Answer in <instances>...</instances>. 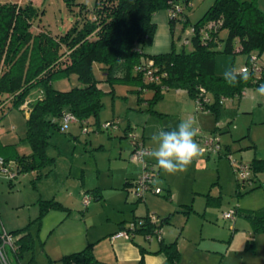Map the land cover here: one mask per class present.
Wrapping results in <instances>:
<instances>
[{
	"label": "trees",
	"instance_id": "1",
	"mask_svg": "<svg viewBox=\"0 0 264 264\" xmlns=\"http://www.w3.org/2000/svg\"><path fill=\"white\" fill-rule=\"evenodd\" d=\"M188 2L190 0H95L90 9L77 3L80 17L60 36L41 29L34 31L33 22L38 12L32 1L25 5L0 3V119L11 108L26 110L24 139L31 149L28 154H15L10 159L3 149H15L16 144L4 145L0 140V156L5 163L13 160L15 164H11V169L22 173L52 162L53 158L47 153L49 138L54 132H64L61 130L63 113L72 112L79 121L89 117L98 120L103 108L102 98L107 93L114 94L116 83L144 86L143 67L150 59L153 71L164 74L160 84L186 89L193 96L199 87L211 92L214 101L206 105L207 111H218L221 96L239 95L245 88L264 84V64H260L262 71L257 80L249 71L250 79L234 87L224 81L223 73L215 70L219 53H244L248 62L251 54L259 60L264 52V12L259 9L257 0H214L191 25L189 40L192 48L189 51L184 47L177 49L174 45L164 53L147 54L143 51L152 43L156 31L153 14L161 9L168 11L176 5L187 8L190 6ZM185 8L180 16L169 18L172 32L177 20L189 23ZM221 30L226 31L224 38L219 35ZM95 64L102 78L96 77ZM70 75L76 76L78 85L68 90L53 87V81ZM102 81L109 85V90L101 88ZM160 97L158 84L150 103ZM24 103L26 109L21 107ZM249 165L253 183L254 173L264 170V159H254ZM236 181L238 185L244 184L237 178ZM252 187L253 184L247 191ZM243 193L238 189L237 194ZM39 208L35 219L38 223L48 210L64 207L54 199H42ZM245 215L252 223L253 232L264 231V208ZM29 224L7 231L14 236L16 246L10 250L17 263L34 246ZM156 252H164L170 263L178 260L176 240L170 243L161 241L153 253ZM5 253L8 259L6 249ZM143 253L141 249L137 264H143ZM32 261L33 257L28 264ZM61 262L116 264L98 260L92 244L63 255Z\"/></svg>",
	"mask_w": 264,
	"mask_h": 264
},
{
	"label": "crops",
	"instance_id": "2",
	"mask_svg": "<svg viewBox=\"0 0 264 264\" xmlns=\"http://www.w3.org/2000/svg\"><path fill=\"white\" fill-rule=\"evenodd\" d=\"M257 4L259 9L264 12V0H257ZM152 21L156 24V31L152 43L145 46L143 51L147 54H158L170 51L172 45L177 48L174 41V30L172 32L169 24L168 11L165 9L158 10L153 14ZM241 66L242 64H240ZM240 67L237 68L240 69ZM215 70L218 73H222L221 68H218L216 63ZM158 84L161 97L155 102V111L151 110L152 114L160 116L173 114L177 116L179 123L181 120L194 119L196 126L200 129L196 140H198V137L207 134V132H216L219 135L222 154L204 157L207 163H214L215 161L213 160H216L217 171L224 164V170L231 173L229 170L230 164L227 165L228 163L223 157L225 152H235L233 153L236 157L234 159L248 164H251L254 159H264V97L255 92L257 87L245 88L239 95L221 96L219 98L218 111L214 109L205 111L196 109L194 96L186 89L167 87L160 84V81H146L144 86L124 84L123 86L127 87V92L125 95H119L124 101H120V105H117L116 102L113 103L110 116L102 118L100 113L98 120L94 117L88 118L89 124L92 122L95 126H98L103 120L106 121L113 118H117L120 122L119 129H113L108 132L96 130V133H90L85 138V142H88L85 144L88 145L84 146V150L87 152L91 148L95 151L93 153L94 158L95 154L100 153L110 164V174L108 172L106 174L109 175L108 181L102 183L97 180L93 186H91L92 183L87 189L84 188L87 168L82 167L81 163H77L80 155H78L79 151H76V147L79 145L78 142H80V134H83L81 126L77 123L73 124H77L79 133L60 132L64 134L63 138L74 140V142L62 139L65 142L62 144L63 146L53 144L50 148L49 142L47 151L50 152L48 156L53 158L52 162H49L45 168L41 167L37 170L21 173V175L34 173L31 181L38 180L40 184H44V182L48 184L46 186L47 192L40 193L38 191L39 194L37 196L33 195L30 207L32 219H37L39 215V201L41 199H54L64 207L62 209L48 210L42 216L40 223L37 224L38 230L41 233L47 232L48 235L55 230L63 229L59 233L61 242L59 240L58 250H55V254H53V249L50 247L46 248L47 240L42 242L45 255L57 263V260L61 261L63 255L78 251L86 245L92 244L94 256L106 263L137 264L141 257V249H143V264H163L164 262H168V264H228L226 256L231 253L232 238L236 237L237 230L242 229L244 232L240 235L242 236L240 240H246L247 247L244 249L242 245L238 248L233 246L234 256H236L234 264H264V231L257 233L251 231L252 223L245 215L248 212L264 208V170H258L254 173L251 190L247 191L250 187L239 188L242 193L250 192L248 202L244 201L246 197H249L247 195L237 204H230L223 209L224 211L229 209L236 211L230 233L224 227L216 226L210 222L213 217V211L218 209L217 207L222 201L220 190L218 197L214 196V199L209 197L208 200L206 198L207 201L205 200L203 212L200 215L196 213L198 210L194 208V201H196V196L203 195V193L200 190H195L194 177H186L180 173L169 175L158 169L159 175L156 184L162 187L163 191L161 194L148 192L145 194L144 199L137 200L129 192L128 187L131 181L139 175L141 164L131 159L132 146L125 136V130L129 127L135 128L141 136L144 145L149 148L151 146L150 137L153 133L161 128L172 130L179 124L174 126L176 121L169 122L168 120L166 124L164 122L155 124L154 120L156 119L153 120L151 113L144 110L145 106L149 105L148 100L152 98L151 94H154L155 87ZM116 93L117 91L114 87L112 99L114 96H118ZM130 93L132 95L134 93L136 95L135 98L133 97L134 95L129 98ZM147 94L150 95L147 96ZM207 96L211 104L214 101L213 95H208L207 91ZM239 97L241 99L237 102L236 110L232 112L226 107L224 101L232 98L231 102L234 105V100ZM124 104L123 108L122 105ZM122 109L124 112H122ZM240 109L243 112L241 115L239 114ZM239 125H242L244 132L238 130ZM66 133L69 134L66 135ZM71 142L74 145L72 148ZM1 143L4 145L16 144L15 142L5 143L2 140ZM24 149L26 147L19 148L18 144H16L15 149L6 148L3 150L5 155L13 159L12 157L15 154H28L31 152L30 147H27L28 150ZM204 158L197 157L196 160L193 159L191 165L194 166V162L198 164L205 162ZM147 159L155 166V160L148 156ZM65 160L69 162H64ZM9 161L11 164H15L13 160ZM61 161L66 163V168L63 169L62 173L58 174V169H56L55 165L57 166V163ZM94 163L98 167L97 159ZM82 164L85 165V163ZM77 167L79 171H77ZM97 167L95 169L99 171L100 169ZM77 173H79V177L73 176L78 175ZM219 179L218 174L215 182L217 183ZM69 181H80L83 184L81 186L82 191L91 190L94 202L89 201L90 203L88 202L87 205L83 203L86 208L85 220L92 218L101 209L104 211H102L103 218L100 219L99 225L98 223H96L97 226L90 224L89 226L92 229L85 230V233L77 229L75 231L67 230L66 220L72 205V203L68 204V200L73 196V193L67 187ZM14 183V181H9L10 187L13 188ZM234 184L233 190L237 191L238 183H236V180ZM33 187H37V185L34 184ZM220 187L222 189L223 184H220ZM211 190L212 188L209 189L207 194L211 193ZM256 192H258V195ZM16 193L23 195L20 190H17ZM43 194L47 195V197H43ZM30 196L32 198V194ZM149 212L156 214L162 220L164 219L162 224V243H170L176 240L179 252L176 262L170 263L164 252L153 253L159 248L161 242L155 240L147 241L140 232L131 240L123 238L111 240L109 238V235L117 230L122 223L138 216H144ZM194 214L201 216L197 217L199 218L197 219L199 220L198 222L194 221ZM209 214L211 215L209 216ZM6 225V220L0 214V231L2 229L6 231L13 230H7ZM27 252H25L26 257ZM31 257L33 256H30L29 259ZM19 263L24 264L22 260Z\"/></svg>",
	"mask_w": 264,
	"mask_h": 264
},
{
	"label": "rangeland",
	"instance_id": "3",
	"mask_svg": "<svg viewBox=\"0 0 264 264\" xmlns=\"http://www.w3.org/2000/svg\"><path fill=\"white\" fill-rule=\"evenodd\" d=\"M29 1H32V4L34 5L35 9L38 12L37 18L34 19L33 22V28L34 31H37L38 29H41L50 35L54 36H60L64 34L67 29H69L75 20L80 17L78 14V5L83 4L87 9H90L94 6L95 0H68L70 3L68 4L67 0H0V3H6V2H11V3H17L19 5H25ZM214 0H190V6L185 8V14L187 15L189 19L188 24H183L182 21L177 20L175 25H174V41L175 44L177 45V48H182L184 47L185 50L189 51L191 50L192 46L189 40L192 27L191 25L194 24L196 21L199 20V18L204 14V12L207 10V8L213 3ZM219 35L221 38H224L226 35L225 30H221L219 32ZM259 64H264V52L261 53L259 56L258 60ZM217 67L221 68V72L223 73L226 68L229 67H240V64H246L247 63V57L244 53L236 52V53H219L217 54L216 61H215ZM220 70V69H219ZM94 72L97 78H102L101 71L98 69V65L95 64ZM78 85L77 79L75 75H70L67 78H61L53 81V87L58 89V90H68L72 88L73 86ZM116 85V86H115ZM114 85L115 90L117 91L118 96H114L112 99V96L114 94H105L102 98V102L104 103V107L101 110V117L105 118L107 116H110L112 114V107L113 103L116 102L117 105H120V101H124L122 97L119 95L121 94H126V89L127 87L123 86L124 83H116ZM101 88L104 90H109L110 87L107 83L105 82H100ZM130 92V91H129ZM151 94V93H150ZM150 94H147L150 95ZM134 95V96H133ZM133 95L130 93L129 98L133 96L135 98V94ZM153 96V93L151 94ZM208 95H212L211 92L208 91ZM248 97V96H246ZM241 99V97L236 98L234 100V105L232 104L231 100L232 98H228L225 100L226 107L230 109L232 112L236 110L237 107V102ZM115 100V101H114ZM149 105L145 106L146 108L144 109L146 112L151 113V116L153 117V120L155 121V124L158 122H164L166 124V121L168 120L169 122L171 121H176L174 123L178 124V118L176 115L170 114V115H155L152 114L151 110L155 111L154 105L155 103L151 104L150 100H148ZM125 104L122 105L124 108ZM123 110V109H122ZM124 112V110L122 111ZM28 112L26 110H22L20 108H11L1 119H0V139L5 142H15L18 144L19 148H24L27 147L29 148L28 143H26V140L24 139L25 133H26V125H25V118L27 117ZM239 114H243L242 110L240 109ZM104 121V120H103ZM92 124V125H91ZM169 124V123H168ZM95 125H93L92 122L87 126L88 132L80 134V142H78V145L76 147V151H79L78 155L79 158L77 159V163H81L82 167L87 168V174L85 178V183L84 188L93 186L97 180L100 182H106L108 181L109 175H106L107 172L110 174V164L106 160L105 157H103L100 153L95 154V158L93 157V151L91 148L88 149L86 152L84 150V146L88 145L85 143V138H87L90 133H96L97 131L95 130ZM245 127V126H244ZM240 132H244V128H242V125H239ZM237 130V131H238ZM65 132H75L79 133V128L77 124H70L69 128ZM100 132H102L100 130ZM69 133H66V135ZM208 134V132H207ZM64 134L60 132H54L53 135L49 138L50 139V145L49 148L52 147L53 144H57L58 146H63L65 142L63 140L67 141H73L74 140H69L68 138H63ZM63 139V140H62ZM72 143V142H71ZM73 143L71 144V148L73 147ZM24 149V150H26ZM28 150V149H27ZM52 152V150H51ZM48 154L50 152L47 151ZM235 153V152H233ZM231 154L233 158H236L235 155ZM52 155V154H51ZM206 155L200 154L198 157L204 158ZM225 160L227 161V165H229V160L227 159L226 155L223 156ZM197 158V157H196ZM194 158V160H196ZM98 163L97 165L94 163L96 161ZM205 162H200L195 163L194 166L190 165L187 169V171L180 173L181 175H185L186 177H194V188L195 190H200L203 195L196 196V201H194V208L198 210L196 213H202V209L204 207V202L207 198V200L210 198L214 199V196H219V190L221 191V204L218 209L213 211V217L210 219L211 223L224 227L228 233L231 232V226L233 225L232 221L226 220L222 217V212L224 211L225 207H227L230 204H237L240 200L242 201L244 196H249L250 192L248 193H243V194H237L238 189L241 187H246L249 188L250 185L247 183H244L242 185L237 184V191L233 190V184L236 180V175L231 167H230V172L224 170V164L221 165V168L219 171L216 168V160L214 163H207L206 159L204 158ZM64 162H69L68 160H65ZM61 161L60 163H57V166L55 165L57 170V173L60 174L62 173L63 169L66 168V163ZM82 163H85L83 165ZM69 165V164H68ZM47 165L43 166L44 168ZM112 166V165H111ZM95 167L99 168L96 170ZM112 168V167H111ZM78 169V167H77ZM76 171V169H74ZM45 171V169H43ZM79 171V169L77 170ZM74 174H76L74 171H72ZM78 175H73L79 177ZM219 174V181L216 183L215 179L217 175ZM34 173L31 174H26V175H21V173H17V176L9 180L8 178L4 177L2 174H0V214L4 220L7 222V230L9 229H17L24 227L25 225L29 224V231L32 233V236L34 237V246L33 248L27 252V257L24 254V257L22 258V261L24 264H28L29 262V257L33 256L34 261H32L30 264H62L60 260L53 261L49 259L47 255H45L43 251V245L42 242L46 241V248H51L53 249V254H55V250H58V245H59V240L61 242V238H59V233L63 230H55L54 232L50 233V235L46 233H41V231L38 230L37 224H39L37 221L31 218V204L33 201V195L37 196L42 192H47V185L46 182L44 184H40L38 180L31 181L33 178ZM234 178V179H233ZM234 180V181H233ZM9 181H14L15 185L10 187ZM44 181V180H42ZM237 183V181H236ZM37 185V187H33V185ZM220 184H223V187L221 189ZM67 185V184H66ZM81 186L83 184L79 181H69L67 187L73 193V196L71 199L68 200V204L72 203L71 209L69 210V216L66 220L67 223V230L68 231H75V229L80 230L82 233H85V230L92 229L90 228V224H94L95 226L96 223L100 222V219L103 218V209L101 211L97 212L95 215L92 216V218H89L85 220V206L83 204V197L86 195H90L92 197L91 190L90 191H82ZM235 186V184H234ZM12 188V189H11ZM211 193L207 194L209 189H211ZM20 190L23 195L17 194L16 191ZM39 191V192H38ZM258 195V192H256ZM262 193V192H261ZM32 194V198L31 195ZM208 196V197H207ZM43 197H47V195L43 194ZM249 197H246V200L248 202ZM42 200V199H41ZM82 200V201H81ZM206 200V201H207ZM90 201L94 202L92 198ZM90 203V202H89ZM35 210V208H34ZM223 210V211H222ZM103 211V212H102ZM102 212V213H101ZM34 214V213H33ZM211 214H209L210 216ZM198 214H194V221H199L197 219ZM242 217V216H241ZM207 218V217H206ZM95 222V223H94ZM195 224V222H194ZM94 226V227H95ZM93 227V228H94ZM253 228V227H252ZM250 227V230L253 231ZM40 232V233H39ZM237 235L235 238H232L231 244H232V249L231 253L227 254L226 259L228 261V264H234L236 256H234V251H233V246L235 248H238L242 245V248L247 247V241L243 239L240 240L242 236V233L244 232L242 229H239L236 231ZM235 232V233H236ZM257 233V232H254ZM69 236V235H67ZM71 236V235H70ZM8 259L10 261V264H17V260L10 250L9 246L6 245L5 247ZM0 264H2L0 262Z\"/></svg>",
	"mask_w": 264,
	"mask_h": 264
},
{
	"label": "built area",
	"instance_id": "4",
	"mask_svg": "<svg viewBox=\"0 0 264 264\" xmlns=\"http://www.w3.org/2000/svg\"><path fill=\"white\" fill-rule=\"evenodd\" d=\"M190 5V2L187 3ZM184 6L176 5L174 8L168 10V17H178L184 11ZM153 61L150 59L147 64L143 67L144 80L147 82H157L161 80L164 74L155 73L152 68ZM139 68V67H137ZM240 69H247L254 74V80L259 77L262 66L258 62V58L255 54H251L248 58V62L243 64ZM194 102L197 110H205L206 105L210 103V99L207 96V90L204 87H199L197 94L194 96ZM21 107L26 109V103ZM77 123L80 124L83 133L88 132L87 126L89 125L88 119L79 121L72 112H64L61 119V130L65 131L69 128L70 124ZM120 122L117 118L109 119L103 121L95 130L111 131L113 129H119ZM125 136L130 141L132 146L131 159L140 162L141 170L139 175L131 181L128 190L137 199L142 200L145 194L150 192L154 194H161L162 187L156 184L157 177L159 175L158 168L155 167L144 154L148 149L143 143V140L135 128L129 127L125 130ZM197 142L200 145L201 153L209 155H219L222 154V145L220 137L216 132H210L208 134L198 137ZM227 159L236 175V178L242 182L247 183L250 186L253 184L251 180V168L246 162L234 159L231 154L225 152ZM0 174L4 177L12 180L16 177L17 172L11 169V163H5L4 159L0 156ZM92 197L86 195L83 197V203L88 204ZM236 211L234 209H229L222 213V217L226 220L232 221L235 219ZM162 219L154 213H147L144 216H138L125 223H122L120 227L109 235L111 240L123 238L126 240H131L137 233L143 234L147 241H162ZM9 246L10 249H14L16 246L14 243V236L8 233L6 230L2 229L0 231V261L2 264H10L6 253L5 247ZM20 264V263H18Z\"/></svg>",
	"mask_w": 264,
	"mask_h": 264
},
{
	"label": "clouds",
	"instance_id": "5",
	"mask_svg": "<svg viewBox=\"0 0 264 264\" xmlns=\"http://www.w3.org/2000/svg\"><path fill=\"white\" fill-rule=\"evenodd\" d=\"M223 79L229 86H236L250 79L247 69L226 68ZM255 92L264 97V84H260ZM200 129L194 119L181 120L172 130L158 129L150 137V147L145 155L155 160V166L165 174L173 175L187 171L194 158L201 154L196 140Z\"/></svg>",
	"mask_w": 264,
	"mask_h": 264
},
{
	"label": "water",
	"instance_id": "6",
	"mask_svg": "<svg viewBox=\"0 0 264 264\" xmlns=\"http://www.w3.org/2000/svg\"><path fill=\"white\" fill-rule=\"evenodd\" d=\"M163 264H168V262H164Z\"/></svg>",
	"mask_w": 264,
	"mask_h": 264
}]
</instances>
